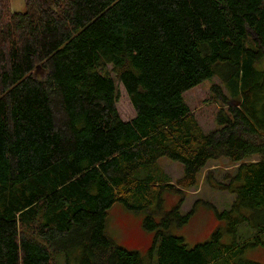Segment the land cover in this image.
<instances>
[{
  "label": "trees",
  "instance_id": "obj_1",
  "mask_svg": "<svg viewBox=\"0 0 264 264\" xmlns=\"http://www.w3.org/2000/svg\"><path fill=\"white\" fill-rule=\"evenodd\" d=\"M24 1L0 0V264H262L264 0ZM222 67L232 99L206 134L184 95ZM219 159L236 167L205 178L236 199L190 247L185 194ZM116 204L146 213L156 263L108 236Z\"/></svg>",
  "mask_w": 264,
  "mask_h": 264
},
{
  "label": "rangeland",
  "instance_id": "obj_2",
  "mask_svg": "<svg viewBox=\"0 0 264 264\" xmlns=\"http://www.w3.org/2000/svg\"><path fill=\"white\" fill-rule=\"evenodd\" d=\"M10 3L11 11L22 12L25 10L24 0H10ZM260 66L263 68L264 63ZM224 70L223 67L219 68L212 78L204 80L184 95L185 101L197 119L196 121L199 122L206 134L216 132V130L223 127V124L218 120L219 115L227 108L225 98L232 99L227 86L228 81H226L228 74H225ZM216 86L219 88L217 89ZM121 90L118 111L123 120H130L135 117V111H133L127 94L123 89ZM248 159L249 161H258L262 158L260 155H256V157L253 156ZM159 162L174 184L183 177L185 166L182 163L168 158H163ZM235 167L228 159L212 160L200 173L199 185L185 194L180 213L181 215H186L189 212L192 214L190 219L175 232L184 237L183 239L188 246L194 247L198 243L207 241L217 226L215 211H229L236 199L234 194L218 190L213 186L214 182L206 180L207 172H213L217 181H223L225 172H231ZM164 196L166 212L182 198L177 193L169 190H166ZM145 214L143 211L128 209L123 204H116L109 212L106 233L120 246L131 251H139L143 255L145 263H156V258L152 260L146 254V250L151 245L153 233L143 228ZM248 257L264 264V248L250 252ZM60 262L64 264V259H61Z\"/></svg>",
  "mask_w": 264,
  "mask_h": 264
}]
</instances>
